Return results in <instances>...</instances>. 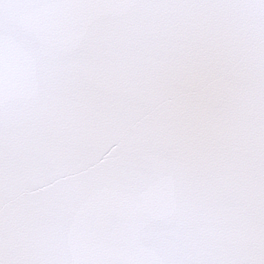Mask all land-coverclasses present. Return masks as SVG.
<instances>
[{"label": "snow or ice", "instance_id": "1", "mask_svg": "<svg viewBox=\"0 0 264 264\" xmlns=\"http://www.w3.org/2000/svg\"><path fill=\"white\" fill-rule=\"evenodd\" d=\"M0 264H264V0H0Z\"/></svg>", "mask_w": 264, "mask_h": 264}]
</instances>
